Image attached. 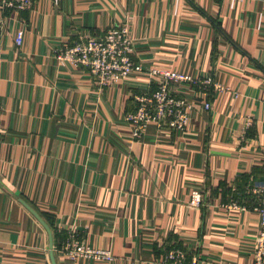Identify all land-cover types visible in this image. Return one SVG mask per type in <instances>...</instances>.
I'll return each mask as SVG.
<instances>
[{
    "label": "crops",
    "instance_id": "0c3cea01",
    "mask_svg": "<svg viewBox=\"0 0 264 264\" xmlns=\"http://www.w3.org/2000/svg\"><path fill=\"white\" fill-rule=\"evenodd\" d=\"M125 25L146 72L100 89L58 59L79 35ZM153 69L226 90L174 88L193 104L186 128L149 124L136 137L126 115L133 94L158 87ZM263 182L264 0H35L0 10V264H52L48 232L24 203L51 228L57 264H167L171 247L186 264H253ZM68 232L114 259L70 262L56 250V234L61 246Z\"/></svg>",
    "mask_w": 264,
    "mask_h": 264
},
{
    "label": "built area",
    "instance_id": "2783aa9c",
    "mask_svg": "<svg viewBox=\"0 0 264 264\" xmlns=\"http://www.w3.org/2000/svg\"><path fill=\"white\" fill-rule=\"evenodd\" d=\"M35 0H0V10L25 11L32 8ZM15 44H24V30L16 33ZM133 43L131 30L128 26H117L108 29L102 36L79 35L68 43L58 54V59L76 68L86 70L96 81L100 89L117 84L135 73L146 70L134 62L132 58ZM152 76H159L158 87L135 93L132 96L134 110L126 115V121L131 125L134 135L141 136L149 124L162 130L183 131L190 121L193 104L178 97L174 88L182 84H191L201 92L208 90L223 92L226 87L213 80L194 79L192 76L176 70L153 69ZM205 109H211V103L205 104ZM260 196L259 205L254 209L259 216L258 236L253 257V264H264V182L255 189ZM202 195L192 194L191 205L200 206ZM231 207L238 208L237 205ZM241 210H245L240 208ZM61 253L70 261L114 259L111 252L95 249L84 242L75 232H68L63 239ZM187 255L181 249H174L165 258L167 264H186ZM190 264H198L193 258Z\"/></svg>",
    "mask_w": 264,
    "mask_h": 264
},
{
    "label": "water",
    "instance_id": "95a60500",
    "mask_svg": "<svg viewBox=\"0 0 264 264\" xmlns=\"http://www.w3.org/2000/svg\"><path fill=\"white\" fill-rule=\"evenodd\" d=\"M25 207L37 218V220L45 227L49 235V246H50V259L52 264H57L55 256V244H54V235L51 228L44 221V219L35 211L32 207L24 203Z\"/></svg>",
    "mask_w": 264,
    "mask_h": 264
},
{
    "label": "trees",
    "instance_id": "16d2710c",
    "mask_svg": "<svg viewBox=\"0 0 264 264\" xmlns=\"http://www.w3.org/2000/svg\"><path fill=\"white\" fill-rule=\"evenodd\" d=\"M90 35H91V34H90ZM92 36H94V35H92ZM139 92H140V91H139ZM139 92H136V93H139ZM133 110H134V108H133ZM133 110H131L130 112H132ZM57 236H59V235L56 234V250H59V248H61V246H60V244L58 243V240H59V239H57ZM174 249H181V248H180V247H171L169 250L172 251V250H174ZM170 251H169V252H170ZM169 252H168V253H169Z\"/></svg>",
    "mask_w": 264,
    "mask_h": 264
}]
</instances>
